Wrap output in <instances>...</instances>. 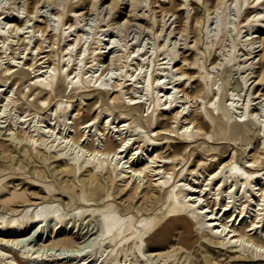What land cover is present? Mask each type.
<instances>
[{"label": "bare ground", "instance_id": "obj_1", "mask_svg": "<svg viewBox=\"0 0 264 264\" xmlns=\"http://www.w3.org/2000/svg\"><path fill=\"white\" fill-rule=\"evenodd\" d=\"M96 1L84 11L64 0L62 9L54 6L53 23L41 15L40 4L25 0L23 15L0 4V135L6 142L0 143V208L17 214L0 215V264H126L131 256L144 264H150L149 257L165 263L171 254L161 252L164 246L188 252L198 242L230 251V258L264 264V110L252 103L264 99L259 89L264 85V33L256 27L258 34L244 44L243 63L256 60L260 69L248 77L252 67L238 65L243 87L253 77L247 90L252 83L257 87L248 99L234 91L225 99L226 82L219 92L213 90V71L221 62L212 57L206 65L196 41L186 48L192 49L187 55L165 44L158 54L159 45L150 52L141 44L128 48L126 41L121 46L115 39L101 43V36L114 29L110 21L100 20L93 31L80 26L90 12L96 14ZM252 2L254 13L238 22L228 20L225 9L248 0L203 7L205 22L215 20V32L200 30L209 57L217 49L210 44L225 40L230 23L237 31L240 24H264V0ZM185 7L184 0L178 10ZM178 10H161L160 18ZM65 15L74 21H65ZM186 31L180 22L177 33ZM184 65L196 74L202 71L197 75L201 81ZM253 129L258 138L244 149H253L255 156L241 157L231 148L228 160L222 158L229 141L243 140ZM50 158L57 165L46 172L39 165ZM213 162L217 169L207 173ZM82 172L88 174L76 180L84 205L77 214L100 218L98 238L89 241L87 234L57 233L54 227L34 247L28 242L29 226L52 215L58 224L63 215L53 200H28L29 185L49 174ZM106 186L114 192L105 191ZM44 187L48 195L56 193L52 184ZM147 246L159 251L146 255ZM203 257L212 264L207 254Z\"/></svg>", "mask_w": 264, "mask_h": 264}, {"label": "rangeland", "instance_id": "obj_2", "mask_svg": "<svg viewBox=\"0 0 264 264\" xmlns=\"http://www.w3.org/2000/svg\"><path fill=\"white\" fill-rule=\"evenodd\" d=\"M113 1V2H112ZM184 0H174L172 3L170 0H97L95 2V7L97 8L96 14L94 12H90V17L87 16V18H83L81 21L80 26H83V29H89L92 27V31L94 30V27L99 23L100 24H106L109 22L111 24L112 29L111 31L106 32L104 35L101 36V39L103 41L101 43L111 42V40L115 39L117 43H119L121 46L125 41L128 43L127 47L130 48L131 46L141 44L143 50H149L150 52L153 51V49L156 46H160L157 49V53H163L166 47L168 49H171L172 47H175V49L178 50L179 53H183L184 55L190 54L191 50H186V48L190 47L194 42L196 41L197 45L196 47L199 49V53L204 59V63L207 65L209 63L210 58L214 57L217 59V61L221 62V65L219 67L215 68L213 71V74L217 75V85L213 87L214 92L218 90V92L221 90V82L227 83V91L225 94V99L230 98V92H241L242 95H245V99H248V94L250 92H253L255 90V83H252L247 90L248 84H250L255 77H253L247 84V86L244 88L242 83V74H240V68L243 66L252 67V69L248 70L246 74L248 77L254 76L255 72L259 70L260 63L256 62V60H248L246 63H243L246 59V56L244 55L246 53L245 51V41L249 39L250 37L258 34L254 33L257 31L255 28L257 27L260 31V33H264V24L263 21H256L251 22L245 27H242V24L238 27V31L234 30L233 23L229 24V29L226 31L225 34V40L221 41L218 45H216V41H212V44H210L213 49L217 48L215 51L213 50L211 56H208V53L205 50V37L203 35L202 31L205 32H215L213 30L215 28V20H209L206 21V13H208L203 7H214L216 3L224 2V0H185L186 1V7L185 9H180V4ZM204 1V2H203ZM253 0H248L249 4H243L238 6H230L227 9H225V16L228 20H231V22H238L239 20H244V14L248 13H254L255 8L257 7ZM28 2V5H39L41 8V15L44 17L45 15L48 16V20L53 23V18L51 13H55L56 9H54V6L57 7V10L62 9V5L64 4V0H50L49 2H45L43 0L40 1L38 4H34V2H38V0H26ZM25 0H0V4L5 7H13L15 9V13L23 15L24 11L26 10V4ZM45 2V3H44ZM53 2V3H52ZM68 2H73L75 5H79L80 9L84 10L89 6H92L93 0H68ZM112 2V4H111ZM43 3V4H42ZM49 3V4H47ZM89 4V5H88ZM97 4V5H96ZM1 5V6H2ZM44 5V7H43ZM189 5V6H188ZM29 6V7H30ZM53 8V9H52ZM88 9V8H87ZM178 10V13H168V15L162 20L161 17V10ZM50 11V12H49ZM53 11V12H52ZM171 15V16H170ZM175 15V16H174ZM194 17L197 19L195 26L192 28L189 25L191 22V19L193 20ZM52 18V19H51ZM63 19L67 22H73L74 19L71 17H68L65 15ZM99 19V20H98ZM98 20V21H97ZM264 20V18L262 19ZM165 21V23H164ZM119 22V23H118ZM180 22H184L185 27H187V31L184 34L177 33L179 30ZM213 22L212 24H210ZM96 23V25H95ZM202 23H204L202 26ZM91 25V26H90ZM94 26V27H93ZM106 28V27H105ZM263 29V30H262ZM202 30V31H200ZM184 35V36H183ZM91 40V37L89 38V41ZM187 43V46H186ZM165 44V48H162V45ZM94 46H97L96 44ZM186 46V47H185ZM254 46H257V50L260 49L259 43L257 42ZM115 49V48H114ZM113 49V51H114ZM195 48V52L198 51ZM165 55H162L159 57L161 59ZM179 57L181 55L179 54ZM179 57L177 61L179 62ZM191 56H189L190 58ZM131 59V58H130ZM130 59L128 62H130ZM121 63L125 64V60L122 59ZM179 66L181 63L178 64ZM239 65V67H238ZM134 66V65H133ZM188 65H184L183 70L187 71L189 75H194L195 70L188 69ZM193 71V72H192ZM254 72V73H251ZM204 73L199 70V73L195 75V79L201 81V77ZM199 75V76H197ZM221 78H225L226 80H221ZM264 80V79H263ZM223 86V85H222ZM253 89L251 90V88ZM259 89H264V85L260 86ZM264 92V90L262 91ZM212 95V92L210 96ZM252 97H255L254 94ZM227 104L229 103L228 100H226ZM77 101H73V105L77 106ZM252 103H257L255 106L260 108V110H264V99L259 97L258 99H255L252 101ZM202 100L199 98V105L201 106ZM254 105H252L253 107ZM189 110H192L190 107ZM197 112H202V107L197 108ZM260 112V111H259ZM259 116H257L258 118ZM258 133V129H253V131L249 132L248 135L245 134V138L243 140L239 138H234V140L229 141V147L225 149V153H223V157L225 160H228L230 150L231 148H234L236 150L237 155H242L241 157H247L248 159H251V157L255 156L256 153L253 149L245 150V145L249 144L248 147H251V139L253 142L257 140L256 134ZM248 137V138H247ZM247 138V139H246ZM4 136L0 135V143L3 141ZM6 143V142H4ZM259 143L260 140H259ZM260 147V145H259ZM262 151V150H261ZM240 157V158H241ZM1 158V157H0ZM47 158H49V155H47ZM57 165L55 159L50 158L45 162L44 164H40L39 166L44 168L46 172H49L53 169V166ZM195 165L192 164L191 168H194ZM29 169V167H27ZM217 169V164L213 162L209 168L207 173ZM204 175V171H202ZM4 172L0 171V174H3ZM87 172H82L80 175H66L64 177H54L52 175H47L46 177H41V181L37 182L36 180H33V183L29 185L27 190V199L31 200L33 203L40 202V198L49 201L53 200L55 201V204H57L58 209L63 215V219L60 220L57 224V220L52 216H49L43 223H33L29 226L27 232L29 231V234L27 236L29 237L28 242L34 245V247L39 246V240L44 239L46 235L49 234L50 231L54 229L57 230V233L60 231L66 232V233H82L87 234V237L89 236L88 240L91 241L95 238H98V235L100 234V221L99 217L97 215H89L87 213L85 214H77V211L84 207L82 202L80 201L79 197L81 194L80 189V182H76V180H81V178L85 175H87ZM1 176V175H0ZM12 177V176H11ZM45 184H52L53 187L56 189V193L52 195L47 194V189L44 187ZM68 186V188H62L63 185ZM111 189L112 192H114L113 187L106 186L105 191ZM64 190V191H62ZM98 207H102L103 203L101 201H95ZM20 211L19 215L23 214V208L24 206L17 207ZM14 214V215H12ZM0 215H3L6 219L8 217H15L17 214L15 213H7L5 210L0 208ZM12 215V216H11ZM37 220V219H35ZM41 220V218L39 219ZM60 227V228H59ZM9 228V227H7ZM0 228V234H1ZM196 235H200V232H196ZM80 240V239H79ZM87 243L89 244L90 242ZM173 242H175V238L173 239ZM177 246L174 247V249L168 247V245L164 246L162 248L163 253L169 252L168 254H171V257L169 259L162 260L161 258L157 257H149L150 264H208L205 262L203 254H207L209 258H211L210 262L212 264L222 263V264H249V261L242 260L240 258H230L232 253L225 249H217L215 247H209L207 244L198 242L193 247L190 248V252H184V251H175ZM206 247H208V251L206 250ZM150 250H148V249ZM89 250V249H87ZM85 250V251H87ZM155 251L158 252L157 247H149L143 248L144 254L148 255ZM167 254V255H168ZM126 264H144L141 259L135 258L134 256L130 257V260ZM252 264V263H250Z\"/></svg>", "mask_w": 264, "mask_h": 264}]
</instances>
